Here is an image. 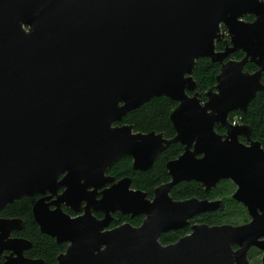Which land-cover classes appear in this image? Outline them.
Wrapping results in <instances>:
<instances>
[{
  "label": "water",
  "instance_id": "95a60500",
  "mask_svg": "<svg viewBox=\"0 0 264 264\" xmlns=\"http://www.w3.org/2000/svg\"><path fill=\"white\" fill-rule=\"evenodd\" d=\"M237 51L244 56L230 58ZM203 57L221 64L205 100L193 75ZM248 62L258 68L249 71ZM263 74L264 0H0V212L41 195L35 221L69 243L58 264H252L250 249L264 252V147L229 115L248 110ZM160 96L178 103L173 138L114 125ZM172 142L185 150L167 163L172 179L153 200L128 177L99 191L114 182L107 171L120 158L148 170ZM226 179L250 221L200 223L161 245L162 232L222 202L176 201L171 187L195 180L209 191ZM63 205L84 213L72 217ZM116 211L147 217L140 227L109 229ZM24 225L0 216L3 264H43L26 256L30 240L12 235Z\"/></svg>",
  "mask_w": 264,
  "mask_h": 264
},
{
  "label": "trees",
  "instance_id": "16d2710c",
  "mask_svg": "<svg viewBox=\"0 0 264 264\" xmlns=\"http://www.w3.org/2000/svg\"><path fill=\"white\" fill-rule=\"evenodd\" d=\"M250 18V17H248ZM218 44V48H222ZM244 56L242 51L234 53L231 57L240 59ZM257 65L253 62L246 64V69L255 71ZM221 71L219 62H212L210 58L203 57L197 60L194 70V78L197 82V90L202 93V99L205 100V92L214 88L217 83V75ZM264 82V74L262 76ZM178 103L167 96L155 97L139 108L129 112L123 122L132 124L135 131L163 132L167 137H173L176 132L171 122L170 116ZM230 119L236 118L243 124L251 127L252 137L260 141L264 147V90L257 93L256 97L249 104L246 112L234 111L229 116ZM217 132H224V128L219 124L215 126ZM183 150L182 144L174 142L166 148L157 158L152 168L147 171H136L133 169L131 160L128 157L123 158L114 164L110 173L117 177L130 176L133 180V186L153 193L155 186L169 181L170 174L166 163L176 158ZM235 185L230 180L221 181L215 188L207 192L202 184L197 181H184L177 184L172 189V195L176 199H187L190 197L198 198H221L223 204L215 211L206 212L197 217L199 222L210 225L215 224H241L249 220V215L245 207L232 197ZM36 197L25 196L9 204L0 213L3 217L20 218L24 221V228L16 234L32 242L31 248L26 251V255L31 258L43 259V264H58V256L66 250V243L59 244L52 236L41 231L33 215V205ZM119 218L112 223V226L118 225L123 221L133 220L121 213L117 214ZM141 218H136L134 222H140ZM2 258H0V262Z\"/></svg>",
  "mask_w": 264,
  "mask_h": 264
},
{
  "label": "flooded vegetation",
  "instance_id": "af4514ba",
  "mask_svg": "<svg viewBox=\"0 0 264 264\" xmlns=\"http://www.w3.org/2000/svg\"><path fill=\"white\" fill-rule=\"evenodd\" d=\"M248 17H250V18H248ZM245 19L246 20H249V21H253L254 19H255V17L253 16V15H248V16H246L245 17ZM219 44H222L223 46H222V48L221 49H223L224 48V46H225V44L224 43H219ZM219 49V48H218ZM220 50V49H219ZM238 52V51H237ZM234 54V53H233ZM232 54V55H233ZM231 55V56H232ZM230 56V58H232ZM237 59V58H236ZM241 59V58H240ZM230 116V115H229ZM236 118H234V119H230L229 118V120H230V122L233 124V125H237V124H240L241 122L238 120L235 124L233 123V121L235 120ZM122 124H125V122H116L114 125H122ZM217 125H219V124H217ZM221 125V124H220ZM222 126V125H221ZM223 128H224V132H222V133H220V134H225L226 133V128L224 127V126H222ZM175 130V129H174ZM176 132V131H175ZM219 133V132H218ZM176 135V134H175ZM174 135V136H175ZM164 136H165V134H164ZM173 136V137H174ZM167 139H171V138H173V137H167V136H165ZM253 138V137H252ZM239 140H240V142H242L243 144H245V145H249L250 144V142L245 138V137H243V136H240L239 137ZM172 143H174V142H172ZM172 143H170V144H172ZM180 144H182L181 142H179ZM169 144V145H170ZM168 145V146H169ZM168 146L166 147V148H168ZM182 146H183V150H182V152L176 157V158H173V159H170V160H174V159H177L181 154H183V152H184V150H185V145H183L182 144ZM166 148L164 149V150H166ZM163 150V151H164ZM162 151V152H163ZM161 152V153H162ZM160 153V154H161ZM159 154V155H160ZM158 155V156H159ZM158 156H157V158H158ZM125 157H128V158H130V160H131V164H132V167H133V169L134 170H136V171H147V170H139V169H135L134 168V160H133V158L131 157V156H123L122 158H120L118 161H116L114 164H116L117 162H119L120 160H122L123 158H125ZM157 158L155 159V161L157 160ZM169 160V161H170ZM168 161V162H169ZM167 162V163H168ZM155 163V162H154ZM167 163H166V167H167ZM113 164V165H114ZM112 165V166H113ZM154 165V164H153ZM111 166V167H112ZM111 167L108 169V171H107V175H109V176H111V177H114L115 178V180H114V182L112 181V182H109V183H107L106 184V186H104L103 188H101L99 191H102L104 188H106V187H110L112 184H114L115 182H117V181H119V180H121V179H123V178H126V177H128V178H130L131 179V188L132 189H135V190H142L143 192H145L146 193V197H147V199H149V200H153L154 199V197H155V195H156V189L158 188V187H160L161 185H163V184H166V183H168V182H170L171 181V176H170V180L169 181H167V182H163L162 184H159V185H157V186H155V188H154V190H153V193L152 194H149L147 191H145V190H143V189H141V188H138V187H135V186H133V180H132V178L130 177V176H123V177H117L115 174H111L110 173V169H111ZM153 167V166H152ZM151 167V168H152ZM150 169V168H149ZM148 169V170H149ZM168 169V168H167ZM169 172V171H168ZM170 174V173H169ZM226 180H229V179H226ZM189 181H192V180H189ZM195 181V180H194ZM223 181V180H222ZM231 181V180H230ZM181 182H184V181H181ZM198 182V181H197ZM221 182V181H220ZM219 182V183H220ZM232 182V181H231ZM180 183V182H179ZM179 183H177V184H179ZM218 183V184H219ZM177 184H175L174 186H172L171 187V189H170V192H169V194H170V196L174 199V200H176V201H178V200H187V199H191V198H198V197H196V196H194V197H190V198H187V199H176V198H174V196L172 195V189L177 185ZM217 184V185H218ZM234 184V183H233ZM235 185V184H234ZM203 186V185H202ZM204 187V186H203ZM213 188H215V187H213ZM212 188V189H213ZM204 189H205V187H204ZM211 189V190H212ZM206 190V189H205ZM211 190H209V191H211ZM236 190V185H235V189H234V191ZM63 191V189H61L59 192H62ZM207 191V190H206ZM209 191H207V192H209ZM234 193V192H233ZM232 193V194H233ZM25 197V196H24ZM29 197H36V200H35V202L37 201V199L38 198H40L41 197V195H35V196H29ZM98 197H100V195L98 196ZM23 198V197H22ZM199 199H201V198H199ZM202 199H210V198H202ZM19 200V199H18ZM210 200H221L222 202H221V204H220V206L223 204V200L221 199V198H217V199H210ZM35 202H34V204H35ZM240 203V202H239ZM12 204V203H11ZM242 204V203H241ZM243 205V204H242ZM8 206V205H7ZM6 206V207H7ZM34 206V205H33ZM220 206L218 207V208H220ZM244 206V205H243ZM5 207V208H6ZM245 207V206H244ZM4 208V209H5ZM52 208H54V206H52ZM63 208H64V210L69 214V215H71L72 217H77V216H79V215H81V214H83L84 212L83 211H81V212H75V211H73L72 209H70V208H68V207H66L65 205H63ZM217 208V209H218ZM216 209V210H217ZM245 209H246V207H245ZM32 211H33V208H32ZM212 211H215V210H212ZM212 211H208V212H212ZM246 211H247V209H246ZM1 213V212H0ZM118 213H121V214H123L121 211H116V212H114L113 213V221L110 223V225L108 226V228L109 229H111V228H114V227H117V226H119V225H122V224H124V223H130L132 226H134V227H140L142 224H143V222H144V220H145V218L147 217V215L146 214H137V215H135V216H132V215H129V214H123V215H126V216H129L132 220H133V222H131V221H129V220H126V221H123V222H121L120 224H118V225H115V226H112V223L114 222V221H117L119 218L117 217V214ZM204 213H206V212H204ZM247 213H248V211H247ZM201 214H203V213H201ZM201 214H197V215H194L193 217H191L190 219H189V223H188V225H186L185 227H181V228H177V229H170V230H167V231H164V232H162L160 235H159V237H158V240H159V242H160V244L161 245H163V246H168V245H172V244H175V243H177L182 237H184V236H186V235H189V234H191L192 233V228H193V226L194 225H197V224H200V223H203V222H199L198 220H197V217L198 216H200ZM99 218H102L103 216H104V214L103 213H97L96 214ZM248 215H249V213H248ZM1 216V215H0ZM3 217V216H2ZM6 218H8V217H6ZM136 218H141V221L140 222H134L135 221V219ZM248 221H250V216H249V220ZM248 221H246V222H248ZM246 222H244V223H246ZM38 224V223H37ZM242 224V223H241ZM25 226V225H24ZM19 231H21V230H15V231H13V233H12V235L13 236H16V237H21V236H19V235H17L16 233L17 232H19ZM54 238V237H53ZM58 243V242H57ZM63 243H66V249H67V247H68V245H69V243L68 242H63ZM59 244H62V243H59ZM235 248H237L238 246L237 245H235L234 246ZM66 251V250H65ZM64 251V252H65ZM263 251H261V250H259L258 248H256V247H253V248H251L250 249V251H249V259H250V261H251V263H252V261L254 260V258H255V256H257L258 254L259 255H261V262H262V257H263ZM9 254V252H4L2 255H0V258H2V261L0 262V264H3L4 263V261L6 260V255H8ZM25 254H26V252H25ZM27 256V255H26ZM29 257V256H28ZM31 258V257H30ZM253 264V263H252Z\"/></svg>",
  "mask_w": 264,
  "mask_h": 264
},
{
  "label": "rangeland",
  "instance_id": "374dc122",
  "mask_svg": "<svg viewBox=\"0 0 264 264\" xmlns=\"http://www.w3.org/2000/svg\"><path fill=\"white\" fill-rule=\"evenodd\" d=\"M253 264H261V255L255 256L254 260L252 261Z\"/></svg>",
  "mask_w": 264,
  "mask_h": 264
},
{
  "label": "built area",
  "instance_id": "2783aa9c",
  "mask_svg": "<svg viewBox=\"0 0 264 264\" xmlns=\"http://www.w3.org/2000/svg\"><path fill=\"white\" fill-rule=\"evenodd\" d=\"M237 121H238V120H237V119H235V120L233 121V123L235 124Z\"/></svg>",
  "mask_w": 264,
  "mask_h": 264
}]
</instances>
